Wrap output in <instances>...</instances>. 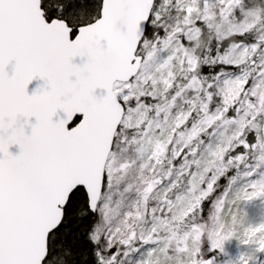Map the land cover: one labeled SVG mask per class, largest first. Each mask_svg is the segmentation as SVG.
Listing matches in <instances>:
<instances>
[{"label": "snow or ice", "instance_id": "snow-or-ice-1", "mask_svg": "<svg viewBox=\"0 0 264 264\" xmlns=\"http://www.w3.org/2000/svg\"><path fill=\"white\" fill-rule=\"evenodd\" d=\"M255 199L264 0H0V264H264Z\"/></svg>", "mask_w": 264, "mask_h": 264}, {"label": "trees", "instance_id": "trees-1", "mask_svg": "<svg viewBox=\"0 0 264 264\" xmlns=\"http://www.w3.org/2000/svg\"><path fill=\"white\" fill-rule=\"evenodd\" d=\"M212 25L210 28V31L208 34L203 35L200 37V39L198 40V47H204L206 46V44H208L211 39L212 36L218 33H224L229 25L227 24L226 21H221V19L219 17H216L215 14H212ZM244 210L248 213V216L251 217L249 218L250 220H252L253 218H256L259 216L260 213H262V211H264V199H257L255 200L252 205L248 208H244ZM231 241L234 242H238L237 244L242 247V245H240L239 241L233 239L229 241V246L231 247ZM245 249V248H243Z\"/></svg>", "mask_w": 264, "mask_h": 264}, {"label": "rangeland", "instance_id": "rangeland-1", "mask_svg": "<svg viewBox=\"0 0 264 264\" xmlns=\"http://www.w3.org/2000/svg\"><path fill=\"white\" fill-rule=\"evenodd\" d=\"M221 21H223V19H221ZM255 200H257V199H255ZM255 200L245 202L242 207L243 208L250 207ZM249 218H251V217H249ZM250 221L254 224H259L261 222H264V211H262V213H260L258 217L253 218ZM237 243L238 242L231 241V247H230L229 241L226 242V245H225L226 254L221 255L219 257L220 264H227L228 261H235L236 259H238L241 252H244V251L250 252L251 251V249L248 246L240 247ZM205 247H208V245H205ZM243 248H245V249H243ZM258 256H259V260L261 262H264V253H258Z\"/></svg>", "mask_w": 264, "mask_h": 264}, {"label": "water", "instance_id": "water-1", "mask_svg": "<svg viewBox=\"0 0 264 264\" xmlns=\"http://www.w3.org/2000/svg\"><path fill=\"white\" fill-rule=\"evenodd\" d=\"M40 83H42V82H41V81H34V82L32 83V85H30V91L35 90V88H36L37 86H39Z\"/></svg>", "mask_w": 264, "mask_h": 264}]
</instances>
